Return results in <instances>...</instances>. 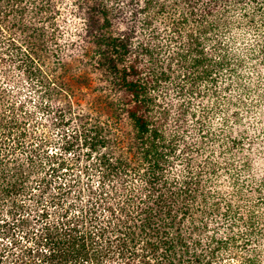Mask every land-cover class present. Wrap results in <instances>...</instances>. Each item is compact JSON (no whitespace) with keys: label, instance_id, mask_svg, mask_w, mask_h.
<instances>
[{"label":"trees","instance_id":"16d2710c","mask_svg":"<svg viewBox=\"0 0 264 264\" xmlns=\"http://www.w3.org/2000/svg\"><path fill=\"white\" fill-rule=\"evenodd\" d=\"M0 222V264H264V0H0Z\"/></svg>","mask_w":264,"mask_h":264},{"label":"rangeland","instance_id":"374dc122","mask_svg":"<svg viewBox=\"0 0 264 264\" xmlns=\"http://www.w3.org/2000/svg\"><path fill=\"white\" fill-rule=\"evenodd\" d=\"M2 225V223L0 222V226ZM5 227L2 229V230H4L5 231ZM16 234L17 235H22L21 233H19V232H17L16 231ZM15 239H17L16 237H15ZM0 242H1V244L2 245H0V248H2L4 245H6V244H9V242H10V238H4V239H0ZM21 244H23V245H25L26 243L24 242V241H21ZM26 245H29V244H26ZM20 248L21 247H17V248H14V249H10L11 251H8L7 253H4V257H3V263L4 264H12L15 260V256H18V257H20V258H23V256H22V254L19 252L20 251ZM24 256L27 258V259H30L29 257H33V254H31V256L30 255H28V253H25L24 254ZM25 258V259H26ZM24 260V259H23ZM19 261L20 260H18V264H19Z\"/></svg>","mask_w":264,"mask_h":264}]
</instances>
